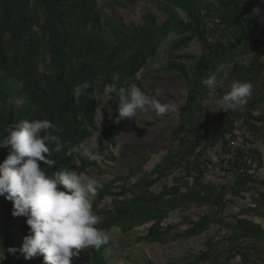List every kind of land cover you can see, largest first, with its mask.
<instances>
[{
  "label": "trees",
  "instance_id": "16d2710c",
  "mask_svg": "<svg viewBox=\"0 0 264 264\" xmlns=\"http://www.w3.org/2000/svg\"><path fill=\"white\" fill-rule=\"evenodd\" d=\"M103 1L108 2L111 16L101 12L97 0H0V138L6 135L5 129L11 124L48 119L60 129L54 134L61 137L65 147L59 153L52 152L50 158L56 161L52 169L41 163L46 174L51 176L52 172L64 167L78 171L95 168L94 161L75 154L68 157L67 153L92 137L98 111L96 98L103 96L104 86L117 83V87H126L135 83L145 91L137 74L155 57L163 40L169 35L179 37L172 45L173 51L184 49L195 41L201 45L203 53L191 69L170 62L188 88L185 106L188 129L185 132L184 124H179L173 131L176 138L182 136L185 144L172 163L185 169L186 177L191 179L190 186L185 192L172 186L157 194L146 190L131 199L115 201L111 209L98 213L101 219L97 227L106 233L119 230L125 235L134 228L150 224L136 242L160 244L200 236L212 225L224 226L231 232L230 245L236 244L230 248L225 262L238 257L243 264H264L263 248L257 249L254 242L252 251L237 245L239 241L264 238V230L251 220L238 218L239 215H233L234 223H227L220 216L226 204L245 199L252 186H264V180L256 175L264 162L258 149L252 146L253 137L264 129V117L244 110L215 122L204 132L192 122L208 94L209 87L204 81L212 76L220 79L227 63H232L230 73L239 76L243 71L247 80L264 70V3L256 0H216V3L213 0H167L161 8L165 21L158 25L149 12L139 22L122 20L113 7L131 14L129 6L119 0ZM168 4L183 12L188 22ZM107 30L113 33V41L107 39ZM240 53L251 55L248 65L235 62ZM114 73H119V82L112 80ZM84 82L91 85L88 95L76 91ZM19 97L22 100L17 102ZM106 99L109 110L117 111L118 96L113 94L111 99ZM254 108L252 105L251 110ZM101 113L103 139L100 145L105 151L115 144L114 138L121 129L106 110L101 109ZM237 138L241 142L233 146ZM216 146L228 156L219 163L222 162L224 172L232 176L229 186L216 187L204 179L211 161L201 158ZM6 156L7 150L0 148V162ZM74 158L79 161L78 166H73ZM156 172L155 181L165 177L164 168ZM256 192V197L250 195L253 203L246 207L244 216L261 209L264 217V194ZM227 195L230 197L226 199ZM191 204H210L219 215L188 222L185 219V223L176 227H161L169 214ZM92 207L96 212V206ZM12 211V202L0 197V246L6 255L2 264H19L15 261V253L7 252L8 248H15L13 233L19 220L12 216ZM182 226H185L182 232L171 234ZM109 245L110 239L99 249L88 248L89 264H107L104 252ZM207 246L206 251L192 256L187 264H205L215 244L209 240Z\"/></svg>",
  "mask_w": 264,
  "mask_h": 264
},
{
  "label": "rangeland",
  "instance_id": "374dc122",
  "mask_svg": "<svg viewBox=\"0 0 264 264\" xmlns=\"http://www.w3.org/2000/svg\"><path fill=\"white\" fill-rule=\"evenodd\" d=\"M126 3L131 11L127 14L117 7H113L116 15L127 22H139L145 13H152L158 25L165 21V16L161 12V8L167 4V0H119ZM212 1V0H208ZM215 3L216 0H213ZM257 3H264V0H256ZM98 8L102 13L111 16L112 12L108 7V2L97 0ZM171 9L176 12L184 22H188L186 15L177 9L173 4H168ZM109 41H113L114 35L110 30L106 34ZM179 39L178 36L169 35L159 45L155 57L148 61L144 68L137 74L146 93L150 95L159 94L157 99L161 104L169 105V110L163 115H157L155 111L138 112L133 119H124L116 123L118 111H110L107 106V99L103 96L96 98L97 115L96 124L92 131V137L83 142L82 145L93 152L102 155V159L94 161L96 166L87 170L88 176L97 181V194L92 198V205L96 206V215L100 211L111 209L115 201H123L131 199L133 195H138L143 191H150L154 194L159 193L163 188L177 186L181 192H185L191 184V179L186 177L185 169L175 166L172 162L176 157L179 148L185 144L182 136L176 138L173 131L179 124H184V131L188 129V121L186 117V97L188 88L178 73L174 72L170 62H176L183 65L187 69H191L195 61L202 55L203 49L201 45L195 41L191 42L186 48L173 51L172 45ZM194 57L195 59H187ZM236 63L248 65L251 55L240 53L234 59ZM46 63L48 60L46 59ZM232 63H227L223 70V76L217 79L216 86L208 89L206 99L201 102L200 111L193 116V123L200 132H204L207 128H211L217 121H223L238 115L244 110L252 111L253 115L264 117V70L256 77H250L247 80L246 73L241 71L239 76L230 73ZM251 82L254 86L248 103L243 107L224 112V108L218 102L222 96L230 90V85L235 82ZM21 97L17 99L21 101ZM255 108L251 110V106ZM102 110H106L114 120L115 124L121 129L119 134L115 136V144L109 146L107 150L102 151L100 140L103 139L100 133L102 122ZM264 129L253 137L252 146L258 149L260 156L264 162ZM241 142L237 138L234 145ZM83 159V157H80ZM209 159L211 161L209 172L204 179L207 183H212L216 187L229 186L232 176L225 173L223 163L228 158L221 153L218 146L207 151V154L201 159ZM173 164V166L170 164ZM73 166H78L77 158L73 159ZM222 165V166H221ZM162 167L166 170L165 177L157 178V170ZM225 167V166H224ZM258 178L264 180V164L263 168L256 173ZM250 192L245 194V199H235L234 204H226L224 212L220 214L227 223H234L233 215H239L238 218H246L253 223L258 224L264 230V217L262 210L259 209L254 213L247 214L246 207L253 203L250 201V195L256 197L255 192L261 191L264 194V186H252ZM250 193V194H249ZM257 193V192H256ZM230 196L227 195L226 199ZM231 199V198H230ZM252 205V204H251ZM218 214V210L210 204L196 206L194 204L181 207L179 210L169 214V216L161 222V227L177 226L189 220L198 217H213ZM101 219V216L98 215ZM18 224L13 233L14 247L18 250L22 246L23 238L29 234V228L26 225L24 217H18ZM150 224L139 228H134L125 235L119 230H112L107 233L110 239V245L105 250L104 255L107 264H187L192 260V256L198 255L207 250V242L215 244L209 253V260L205 264H243L238 257L225 262V257L234 248L230 245L229 239L231 232L229 228L224 226L212 225L204 234L191 238L186 241L167 240L160 244L137 243L136 240L141 237ZM2 222L0 221V232ZM185 226L178 227L171 232H182ZM257 249H264V238L257 241L244 240L237 242L238 247H249L251 245ZM243 245V246H241ZM15 261L19 264H43V257L37 256L31 260H25L22 253H15ZM262 254H260V257ZM213 260H215L213 262ZM72 264H89L88 249L81 250L78 256L73 257Z\"/></svg>",
  "mask_w": 264,
  "mask_h": 264
},
{
  "label": "clouds",
  "instance_id": "9594fccd",
  "mask_svg": "<svg viewBox=\"0 0 264 264\" xmlns=\"http://www.w3.org/2000/svg\"><path fill=\"white\" fill-rule=\"evenodd\" d=\"M112 80L119 82V73ZM210 89L217 83L216 76L204 81ZM91 85L84 82L76 91L88 95ZM251 82L235 81L230 90L218 101L224 112L243 107L253 92ZM118 96L116 123L133 119L138 112L155 111L163 115L169 105L161 104L158 93L150 95L137 84L117 87V83L104 86L102 95L111 99ZM60 129L48 119L24 120L9 125L6 135L0 138V148L7 150V156L0 162V197L12 202L13 217H24L29 234L22 240V246L8 248V253L19 251L25 260L43 257V264H72V259L81 250L99 249L109 242V235L97 225L100 217L92 207V198L97 194V181L86 171L61 168L52 175L46 174L41 163L53 168L56 161L52 152H61L65 142L57 134ZM54 146V147H53ZM77 155L89 161L103 157L84 145L72 148L68 157ZM5 249L0 246V264L5 260Z\"/></svg>",
  "mask_w": 264,
  "mask_h": 264
}]
</instances>
